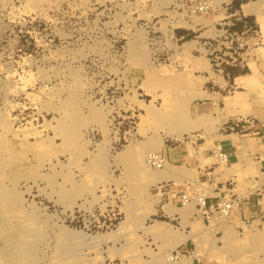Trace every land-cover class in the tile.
<instances>
[{
	"label": "rangeland",
	"instance_id": "obj_1",
	"mask_svg": "<svg viewBox=\"0 0 264 264\" xmlns=\"http://www.w3.org/2000/svg\"><path fill=\"white\" fill-rule=\"evenodd\" d=\"M249 1L0 0V264H264V8ZM150 146L163 181L137 166ZM205 195L241 199L206 219Z\"/></svg>",
	"mask_w": 264,
	"mask_h": 264
},
{
	"label": "bare ground",
	"instance_id": "obj_2",
	"mask_svg": "<svg viewBox=\"0 0 264 264\" xmlns=\"http://www.w3.org/2000/svg\"><path fill=\"white\" fill-rule=\"evenodd\" d=\"M263 2H264V0H252V1H249V2H247V3H243V5H242V10H243V12L244 13H246V14H255L257 11L260 13L261 11L260 10H263V8H264V4H263ZM257 12V13H258ZM196 17V16H195ZM196 19V18H195ZM198 19V18H197ZM194 20V19H193ZM199 21H201V22H203V24H209V23H211V20L209 19H201L200 20V18L198 19ZM194 22V21H193ZM196 24V23H195ZM192 25V24H191ZM193 26H195L194 25V23H193ZM264 49V48H263ZM262 50V49H261ZM260 53H261V51H259ZM263 54V52L260 54V55H262ZM264 56V55H263ZM208 63V62H207ZM208 65V64H207ZM209 67V66H208ZM254 76V75H253ZM244 77H246V75H240V76H238L236 79L239 81H243L244 79ZM255 78H256V76H254ZM248 78V77H247ZM254 79V78H253ZM250 80H252V79H250ZM255 80V79H254ZM246 83V82H245ZM237 84V83H236ZM243 85H245V84H243ZM263 86V85H262ZM264 87V86H263ZM202 92V91H201ZM258 92V91H257ZM260 92H262V91H260ZM204 93V92H203ZM237 93H238V90H237ZM236 93V94H237ZM235 94V95H236ZM238 94H240V93H238ZM245 95V94H244ZM261 95V94H260ZM234 96V95H233ZM233 96H232V98H233ZM240 97L242 96V95H239ZM239 96H237L238 98H239ZM253 96H255V95H253ZM262 96H263V94H262ZM231 97V96H230ZM237 97H235V98H237ZM244 97V96H243ZM228 98H229V96H228ZM245 98V97H244ZM261 98V97H260ZM264 98V97H263ZM240 99H242V97L240 98ZM239 99V100H240ZM246 99V98H245ZM228 100V101H227ZM226 101L228 102L227 104H229V106L232 104V101L233 100H235V99H233L232 101H231V103H229V100L230 99H227ZM238 100V99H237ZM236 100V102L238 103L239 101H237ZM240 101H243V100H240ZM246 101V100H245ZM264 102V101H263ZM233 103H235L234 101H233ZM242 103H245L244 101L242 102ZM247 103V102H246ZM241 105V104H240ZM251 105V104H250ZM242 106V105H241ZM233 107H236V106H233ZM243 107H244V105H243ZM246 107V106H245ZM237 108V107H236ZM241 107L239 106V109H238V111H233V114L231 115L232 116V118H234V119H238V120H241V119H243L244 117H246L247 116V114L249 115L250 114V110H248L247 109V107H246V109H247V111L246 110H243L242 108L240 109ZM227 109H229V107L227 108ZM233 109V108H232ZM236 110V109H235ZM227 111V110H226ZM230 111V110H229ZM228 117L229 116H227V117H225V116H223V118H221V120H220V124H223L227 119H228ZM219 122V121H218ZM182 133V132H181ZM180 134V133H179ZM178 135V134H177ZM177 135H176V137H177ZM220 135H222V134H220ZM232 135H236V134H226V135H223L222 137L223 138H228L229 140H232L230 137L232 136ZM179 136V135H178ZM182 137V136H181ZM250 145V140L248 139V144L247 145H243V148L244 147H247V146H249ZM155 146V145H154ZM217 148H219V147H217ZM157 149V147H153V146H150V147H148V148H146V150H144L143 152H141L140 151V153L138 154V161H137V163L139 164H137V166H138V168L140 167L141 169H139V170H142L141 172H143V173H145V174H147V176H149V178L150 179H152L153 181H163L164 179H167V177H168V171H169V169H168V166H167V163H165L164 164V168L162 167H160L161 169H158V167H157V169L158 170H152V166H150V164L148 163V160H147V157H148V155H149V153H152V152H155V150ZM144 157H145V160H144ZM232 165H233V163H232ZM231 165V166H232ZM230 166V165H229ZM231 166H230V168H231ZM233 167V166H232ZM156 169V168H155ZM236 170V169H235ZM234 170V171H235ZM262 173V172H261ZM177 175V174H176ZM175 175V176H176ZM146 176V175H145ZM174 176V175H173ZM174 178V177H173ZM177 178V176L175 177V179ZM255 182H257V180L255 181ZM255 182H253L252 184L254 185V184H256ZM156 183V182H155ZM257 185V184H256ZM212 191V190H211ZM15 192V191H14ZM2 193V192H1ZM18 193V192H17ZM12 196V195H11ZM18 196V195H17ZM15 197V196H14ZM20 197V196H19ZM18 197V198H19ZM12 198V197H11ZM1 199V198H0ZM15 199V198H14ZM17 199V198H16ZM200 200V199H199ZM16 202V201H15ZM166 208V207H165ZM167 208H168V204H167ZM184 209H186L185 211L184 210H181V208H179V210L181 211V214L182 215H186V211H190V210H192V206L191 205H187L186 204V206H185V208ZM168 210H169V212H171V209L170 208H168ZM178 210V211H179ZM168 212V211H167ZM176 213V212H175ZM170 214V213H169ZM173 214V213H172ZM180 214V213H179ZM181 215V216H182ZM157 223V222H156ZM161 223V222H160ZM158 225V224H157ZM248 226V225H247ZM158 227V226H157ZM246 226H244V228H245ZM158 229H160V228H158ZM249 229V228H248ZM161 230V229H160ZM246 230H247V228H246ZM248 231V230H247ZM259 231V230H258ZM158 234H160L159 232H158ZM162 234H164V233H162ZM161 234V235H162ZM31 236V235H30ZM25 237V236H24ZM186 238H188V236L186 235L184 238H183V240H186ZM183 240H179V241H177V242H180V241H182L183 242ZM178 244V243H177ZM7 255V254H6ZM12 255V254H11ZM8 256V255H7ZM7 258V257H6ZM11 258V257H10ZM9 259V258H8ZM161 259H162V261H161ZM180 259V258H179ZM6 261V260H5ZM9 261H12V260H9ZM168 261L170 262V261H172V257H171V253L169 252V253H167V255H165V256H163V257H161L160 258V262L161 263H159V264H169L168 263ZM190 263V260H186V258L184 257V256H182V258L180 259V260H178V261H174V262H172V264H189ZM3 264V263H2ZM16 264V263H15ZM22 264V263H21Z\"/></svg>",
	"mask_w": 264,
	"mask_h": 264
},
{
	"label": "built area",
	"instance_id": "obj_3",
	"mask_svg": "<svg viewBox=\"0 0 264 264\" xmlns=\"http://www.w3.org/2000/svg\"><path fill=\"white\" fill-rule=\"evenodd\" d=\"M215 155L221 164H228L231 160L229 154L223 148L216 149ZM147 160L150 166L152 167H162L166 161V158L161 152H152L149 153ZM263 162H264V158H263ZM262 168H263L262 177L258 189L264 191V164ZM162 187L165 188L166 186L163 185ZM216 198H218V196L205 195L203 197L202 196L199 197L200 210L202 211V215L206 219L212 218L213 215L215 214H219L221 216H229L232 213V211H234L235 209H237V207H239L240 199H241L239 196L235 198H231L230 200H225V198L222 199L220 198L221 201L216 200ZM190 201L191 199L188 195L184 194L180 196V202L182 203L183 206L188 204ZM261 214H262V219L264 220V210L261 212ZM178 253L180 254V252Z\"/></svg>",
	"mask_w": 264,
	"mask_h": 264
},
{
	"label": "crops",
	"instance_id": "obj_4",
	"mask_svg": "<svg viewBox=\"0 0 264 264\" xmlns=\"http://www.w3.org/2000/svg\"><path fill=\"white\" fill-rule=\"evenodd\" d=\"M225 151L227 152V150ZM166 153H167L168 158L173 161L185 159V155L177 147L169 148L166 151ZM227 153L229 154L230 159L234 158L233 156L234 153H230V152H227Z\"/></svg>",
	"mask_w": 264,
	"mask_h": 264
}]
</instances>
